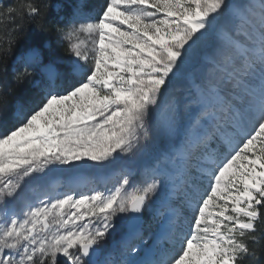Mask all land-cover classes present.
Wrapping results in <instances>:
<instances>
[{
	"label": "snow or ice",
	"instance_id": "1",
	"mask_svg": "<svg viewBox=\"0 0 264 264\" xmlns=\"http://www.w3.org/2000/svg\"><path fill=\"white\" fill-rule=\"evenodd\" d=\"M6 12L40 31L20 23L0 51L17 66L14 88L0 86V264H260L264 0H70L51 23L38 2ZM78 32L92 36L90 57L71 42ZM212 38L220 47L182 123L169 86ZM156 133L179 147L140 164ZM84 168L109 171L88 191L47 187L52 173ZM150 213L154 238L144 232Z\"/></svg>",
	"mask_w": 264,
	"mask_h": 264
},
{
	"label": "rangeland",
	"instance_id": "2",
	"mask_svg": "<svg viewBox=\"0 0 264 264\" xmlns=\"http://www.w3.org/2000/svg\"><path fill=\"white\" fill-rule=\"evenodd\" d=\"M103 0H83V3L88 4L92 8H98ZM2 5L0 0V6ZM54 7L58 8V4L54 3ZM91 34L87 32H78L73 37L71 42L79 44L83 50L86 51V54L91 56ZM241 44L247 43V38L242 34L239 36ZM66 43L64 45L57 44L58 46V55L67 56L68 53L65 51ZM220 47V41L218 38L210 39L198 52L199 63L196 64L193 68L189 70L190 74L182 75L174 79L173 83L169 86L168 96L175 100L177 103L180 120L182 123H186L189 113H186L184 110V105L189 101L191 94L194 92V81L195 83H201L203 76L207 74L210 69L208 63L209 57L216 55L217 49ZM193 107H195L193 105ZM170 143L174 147H179L180 140L179 138H174L172 142L169 141L168 137L163 134L156 133L155 137V147L150 149L148 153L142 154L138 158L140 164L152 165L155 163L156 157L165 149L169 148ZM170 150V149H169ZM109 170L105 169H93V168H84V169H66L61 171H56L52 173L49 177L47 187L49 190L52 189V186L57 183L64 182H75L79 184L80 191H88L93 188L95 185L92 183L94 178H100L107 176ZM116 184L115 178L108 182V188L114 187ZM30 187H38L37 185H31ZM57 191H63L64 189H56ZM136 194L131 188L129 189V195ZM19 208V205H17ZM155 207V206H154ZM51 219V218H49ZM146 220L148 223L145 224L144 232L150 238H154L157 231L159 230V220H153L152 214L150 213ZM0 223H3V220L0 219ZM54 227H56L54 225ZM39 229V226H38ZM121 234V231L118 229L116 233H113L107 238L102 246L101 257H108L113 253V249L116 246V239ZM100 257V258H101ZM112 259H119L118 254L111 255Z\"/></svg>",
	"mask_w": 264,
	"mask_h": 264
},
{
	"label": "trees",
	"instance_id": "3",
	"mask_svg": "<svg viewBox=\"0 0 264 264\" xmlns=\"http://www.w3.org/2000/svg\"><path fill=\"white\" fill-rule=\"evenodd\" d=\"M32 2H38L44 8L45 22L51 23V21L55 18L58 10L64 4L70 3V0H1L2 5L0 6V8H4L5 10L3 14H0V51H3L7 48L10 39L20 37V33L10 31V29L14 28L16 25L23 23L25 26V32L33 28H35L37 31H40L35 23L28 21L26 18L21 21L18 14H16L17 18L15 24L10 23V17L6 12L7 6H12L13 8L19 9L22 7H26L27 4ZM54 3L58 4V8L54 7ZM43 35L45 37H50L53 41L56 39L55 34L49 33L47 29L44 30ZM16 67L17 66L14 63V57L0 60V86H3V89L5 91L8 88H14L12 76L13 70ZM22 87L35 88V85L26 82ZM19 91V89H16L13 92L9 93L8 98L10 100H14ZM260 264H264V250H262Z\"/></svg>",
	"mask_w": 264,
	"mask_h": 264
},
{
	"label": "bare ground",
	"instance_id": "4",
	"mask_svg": "<svg viewBox=\"0 0 264 264\" xmlns=\"http://www.w3.org/2000/svg\"><path fill=\"white\" fill-rule=\"evenodd\" d=\"M73 183H75V182H73ZM105 257H101V259H104Z\"/></svg>",
	"mask_w": 264,
	"mask_h": 264
}]
</instances>
